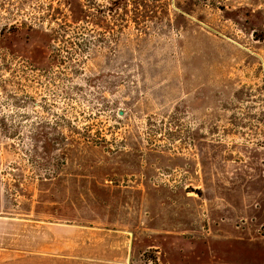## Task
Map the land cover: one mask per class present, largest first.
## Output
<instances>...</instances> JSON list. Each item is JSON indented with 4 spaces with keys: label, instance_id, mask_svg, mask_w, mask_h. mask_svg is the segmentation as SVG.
Returning a JSON list of instances; mask_svg holds the SVG:
<instances>
[{
    "label": "rangeland",
    "instance_id": "374dc122",
    "mask_svg": "<svg viewBox=\"0 0 264 264\" xmlns=\"http://www.w3.org/2000/svg\"><path fill=\"white\" fill-rule=\"evenodd\" d=\"M0 215L264 264V0H0Z\"/></svg>",
    "mask_w": 264,
    "mask_h": 264
},
{
    "label": "crops",
    "instance_id": "0c3cea01",
    "mask_svg": "<svg viewBox=\"0 0 264 264\" xmlns=\"http://www.w3.org/2000/svg\"><path fill=\"white\" fill-rule=\"evenodd\" d=\"M125 231L0 215V264H128Z\"/></svg>",
    "mask_w": 264,
    "mask_h": 264
}]
</instances>
